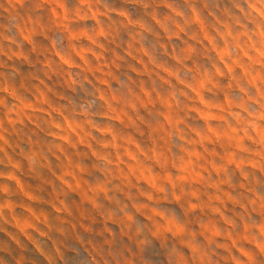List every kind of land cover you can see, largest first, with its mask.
Returning <instances> with one entry per match:
<instances>
[{"label": "clouds", "instance_id": "1", "mask_svg": "<svg viewBox=\"0 0 264 264\" xmlns=\"http://www.w3.org/2000/svg\"><path fill=\"white\" fill-rule=\"evenodd\" d=\"M43 3L51 26L21 17L19 38L3 36L7 49L0 43L8 60L27 44L48 72L32 81L40 93L0 89V143L10 147L22 129L31 141L28 167L48 172L58 188L83 190L94 219L72 204L81 200L72 191L47 205L48 222L36 218L29 231L40 239L55 225L53 234L69 238L85 264H137V241L147 234L159 242V226L165 264H207L218 253L201 229L213 219L223 226L217 235L228 237L231 264H247L233 233L239 223L264 236V224H248L264 209L257 186L264 177V0H157L147 22L98 7L103 0H80L72 11L63 0ZM8 4L17 11L25 0ZM113 14L134 29L131 49H117L122 60L100 54L108 39L101 20ZM88 18L98 34L72 30ZM37 39L44 45L38 55ZM248 246L264 255L256 235L245 238ZM62 247L56 264H64Z\"/></svg>", "mask_w": 264, "mask_h": 264}, {"label": "rangeland", "instance_id": "2", "mask_svg": "<svg viewBox=\"0 0 264 264\" xmlns=\"http://www.w3.org/2000/svg\"><path fill=\"white\" fill-rule=\"evenodd\" d=\"M66 7L72 10L80 9V0H63ZM107 6L108 10H116L122 13H127L132 17L134 22H147L149 15L157 14V0H103L98 7ZM151 9V12H149ZM43 10V11H41ZM21 17L34 18L37 24L44 20L48 21V26H51V14L47 11V5L43 0H25V5L22 9L12 11L8 0H0V43L5 44L3 36L18 37L17 28L15 25L20 22ZM101 24L108 33V39L101 45V53H107L113 60H122L117 49L127 43L131 49L134 43V29L123 22L122 17L112 15L110 19H102ZM100 25H97L91 18L81 20L77 25L72 27L73 31L85 32L89 34H98ZM55 31V30H54ZM57 41H61L63 36L60 31H55ZM35 35L39 36L36 31ZM23 44V42H21ZM99 44L100 41H97ZM144 43L150 46L155 45L153 35L144 34ZM179 43V42H177ZM37 49L42 51L44 45L39 39L34 41ZM71 48L73 45L68 41ZM15 48V45H11ZM87 46V45H82ZM0 89L11 87L17 95L20 92L27 93L32 91L40 93L38 85L32 81L37 79V74L41 71L48 74L46 69L39 67V61L32 58V53L27 44H23L21 55L19 58L12 56L8 60L4 56H0ZM17 87L19 92L17 91ZM3 99V94L0 93V100ZM39 99V96H38ZM25 103L31 104V101L25 100ZM2 113V110H0ZM11 139V146L7 143H0V264H56L57 251L56 246L62 243L63 247L59 256L63 258L64 264H85L81 256H77L71 247V240L67 237L60 238L54 235L55 225L53 230L48 233L47 237H37L29 227L35 223L36 218H40L42 222H48L52 216L51 211L47 209V205H52L55 208V201L58 197H67L72 191L80 192L81 200L79 203L72 201V204L79 208L81 215L87 214L89 219H94L90 213L83 207V201L87 199L85 192L79 188L73 187L71 190H65L62 187L58 188L53 185L52 176L41 170L39 167L30 169L24 160V155L28 152V145L31 141L26 139L25 132L22 129L14 131ZM260 192L264 193V177H260L257 185ZM27 209V213L24 211ZM260 215L257 217L253 213L252 219L248 220L250 226L255 225L257 220L264 224V209L258 210ZM200 218H188L187 223L195 224ZM157 226V235L160 241L157 242L151 236L146 234L143 242L137 241V249L135 256L137 264H165L164 257L168 255L165 248L164 239L159 232ZM91 229L89 228V232ZM101 231H103L101 229ZM204 234L203 238L206 244L217 249L218 256L215 260H209L207 264H231L230 247L227 243L228 237H223L217 234L223 232V226L217 227V222L213 219L208 220L207 231L201 229ZM199 234V233H198ZM253 235L264 243V236L252 232L251 227L247 231L241 230V225L237 223L236 230L233 233L237 243L244 248L250 259L247 264H264V255L254 250L251 246L245 247V238L249 241ZM218 240L223 242L217 243ZM184 242V241H182ZM42 248L44 254L38 250ZM229 248V254H224L223 250ZM47 257V259H45Z\"/></svg>", "mask_w": 264, "mask_h": 264}]
</instances>
